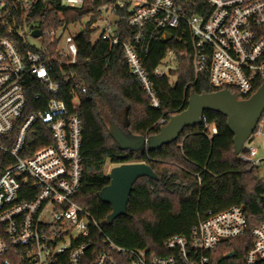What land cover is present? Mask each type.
Here are the masks:
<instances>
[{"label":"built area","instance_id":"1","mask_svg":"<svg viewBox=\"0 0 264 264\" xmlns=\"http://www.w3.org/2000/svg\"><path fill=\"white\" fill-rule=\"evenodd\" d=\"M37 1L13 0L23 11ZM42 1L46 6L80 8L96 0ZM100 2L79 23L99 30L98 39L111 47H122L131 73L153 107L161 103L144 57L155 36L166 38L173 29L190 33L196 78L207 72L213 87H233L239 99L251 97L258 90L257 83L264 80V0ZM8 3L0 0V18L10 13ZM69 27L63 32L46 29L41 34L51 39L60 36L58 51L64 59L60 61L67 66L78 64L77 35ZM126 27L132 33L124 36ZM53 61L36 50L21 49L9 37H0V162L5 164L0 173V264H210L211 254L225 240L246 232V214L242 206H234L209 211L189 237L171 236L165 242V254L121 246L111 239L93 214L76 201L84 175V126L80 115L71 112L62 98ZM175 68L176 54L169 49L154 74L170 78ZM66 82L76 102L86 85L73 73ZM36 85L43 86L49 99L43 108L28 112L27 91ZM42 97L43 92L37 91L36 98ZM167 122L162 117L157 124L161 127ZM211 130L217 133L215 124ZM263 133L260 120L253 135ZM43 141L49 142L39 145ZM238 155L252 165L263 160L256 157L258 147L247 142ZM252 235L245 264H264V222L252 229ZM97 241L103 249L92 259L89 251Z\"/></svg>","mask_w":264,"mask_h":264},{"label":"trees","instance_id":"2","mask_svg":"<svg viewBox=\"0 0 264 264\" xmlns=\"http://www.w3.org/2000/svg\"><path fill=\"white\" fill-rule=\"evenodd\" d=\"M100 4V0H96L80 8L65 5L50 7L38 0L31 9L23 11L19 4L9 0L11 11L0 18V37L11 38L23 50L30 48L40 52L44 58H55L54 77L62 84V98L70 111L78 113L83 121L84 175L76 201L93 214L116 243L129 248L148 249L155 254L166 253L165 242L171 236L189 237L194 226L200 219L206 218L209 211L217 213L242 206L248 221L246 232L225 240L211 254L210 264H245L247 251L254 242L252 229L264 222V178L260 175L259 164L245 162L235 153L234 135L225 115L206 110L205 121L186 127L178 139L152 151L122 149L110 133L111 124L116 123L126 133L154 135L160 130L157 124L160 118L169 120L172 115L187 108L190 93L222 89L210 84L207 72L195 77L189 31L182 33L180 29H173L166 38L155 36L149 54L144 57L160 99L161 105L157 108L152 106L141 83L131 73L122 47H111L102 39L93 40L94 31L89 26L76 36V65L61 63L60 60L64 59L58 51L60 36L51 39L43 35L38 38L40 47L29 43L28 32L31 34L34 29L63 32L96 11ZM125 23L123 20L122 26L125 27ZM131 33V29L126 27L124 36ZM178 36H182L183 40H178ZM145 45L144 42L140 48ZM169 49L176 54V68L170 71L175 77L174 82L167 76L154 74L155 67ZM71 73L86 85V91L77 94L76 102L73 90L66 82ZM263 83L264 80H260L255 89ZM34 87L27 91L28 112L43 108L49 99L43 86ZM229 88L237 93L235 88ZM37 91L43 92L41 100L36 98ZM212 124L217 127L216 134L212 133ZM253 139L254 135L249 141ZM130 162H146L158 179L139 178L133 186L126 213L107 223L112 206L99 196L110 182L107 168L110 164L115 166ZM4 167L5 164L0 162V173ZM102 249L103 245L95 242L89 251L92 259ZM231 251L236 255L225 258Z\"/></svg>","mask_w":264,"mask_h":264},{"label":"water","instance_id":"3","mask_svg":"<svg viewBox=\"0 0 264 264\" xmlns=\"http://www.w3.org/2000/svg\"><path fill=\"white\" fill-rule=\"evenodd\" d=\"M42 31L34 29L31 36L41 37ZM206 110L222 113L227 117V124L234 135V151L238 155L264 114V83L247 99H239L230 89H220L207 93L192 92L188 106L183 111L172 115L168 122L160 127L158 133L151 136H136L126 133L119 124L112 123L110 133L122 149L150 151L178 139L186 127H193L203 122ZM126 111L123 112L125 119ZM141 177L158 179L157 174L146 162H130L115 165L108 172L109 184L99 193L103 202L112 206V212L106 222L112 223L127 211L129 198L135 182ZM236 255L231 251L225 258Z\"/></svg>","mask_w":264,"mask_h":264},{"label":"rangeland","instance_id":"4","mask_svg":"<svg viewBox=\"0 0 264 264\" xmlns=\"http://www.w3.org/2000/svg\"><path fill=\"white\" fill-rule=\"evenodd\" d=\"M50 7H53V6L50 5ZM85 28H86L85 24L79 23V24H76V25H71L69 27V32L71 34H73V35H78ZM26 32H28V30H26ZM20 33L22 35H24L23 31H20ZM99 37H100V31L99 30L94 31L93 40H97ZM28 41H29V43L32 46L40 47L39 39L35 38V37H32L29 32H28ZM170 80L172 82H174L175 81V77L171 75L170 76ZM263 123H264V119H263ZM247 144L253 145V146H256V147L259 148V153H258V155L256 157H259V158L263 159L261 161V163L259 164V166H260V175L264 178V133L261 134V135L254 136V139L252 141L248 140ZM112 167H114V166L110 164L108 166V168H107V171L109 172Z\"/></svg>","mask_w":264,"mask_h":264},{"label":"crops","instance_id":"5","mask_svg":"<svg viewBox=\"0 0 264 264\" xmlns=\"http://www.w3.org/2000/svg\"><path fill=\"white\" fill-rule=\"evenodd\" d=\"M258 153H259V148H258Z\"/></svg>","mask_w":264,"mask_h":264}]
</instances>
